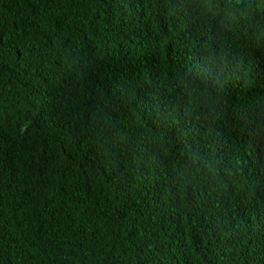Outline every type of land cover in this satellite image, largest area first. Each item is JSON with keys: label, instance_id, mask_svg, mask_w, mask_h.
<instances>
[{"label": "trees", "instance_id": "16d2710c", "mask_svg": "<svg viewBox=\"0 0 264 264\" xmlns=\"http://www.w3.org/2000/svg\"><path fill=\"white\" fill-rule=\"evenodd\" d=\"M0 264H264V0H0Z\"/></svg>", "mask_w": 264, "mask_h": 264}, {"label": "snow or ice", "instance_id": "6c2138e0", "mask_svg": "<svg viewBox=\"0 0 264 264\" xmlns=\"http://www.w3.org/2000/svg\"><path fill=\"white\" fill-rule=\"evenodd\" d=\"M125 99H126V97H125ZM93 103H94V101H93ZM115 106H116V107H120V101H119V100L116 101ZM104 111L107 112V108H105ZM160 121H161L162 124H165L164 114H161V116H160ZM166 126H167V125L165 124V127H166ZM153 127H155V125H153Z\"/></svg>", "mask_w": 264, "mask_h": 264}]
</instances>
